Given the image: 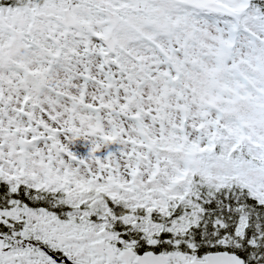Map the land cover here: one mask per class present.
I'll return each mask as SVG.
<instances>
[{
    "label": "snow or ice",
    "instance_id": "1",
    "mask_svg": "<svg viewBox=\"0 0 264 264\" xmlns=\"http://www.w3.org/2000/svg\"><path fill=\"white\" fill-rule=\"evenodd\" d=\"M0 264H264V0H0Z\"/></svg>",
    "mask_w": 264,
    "mask_h": 264
}]
</instances>
